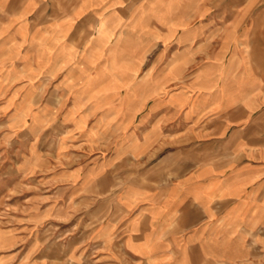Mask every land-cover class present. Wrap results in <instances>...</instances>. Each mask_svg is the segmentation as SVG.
Wrapping results in <instances>:
<instances>
[{
  "label": "rangeland",
  "instance_id": "obj_1",
  "mask_svg": "<svg viewBox=\"0 0 264 264\" xmlns=\"http://www.w3.org/2000/svg\"><path fill=\"white\" fill-rule=\"evenodd\" d=\"M255 2L209 0L221 24L190 47L148 41L136 64L126 50L61 72L46 59L50 31L76 0H0V264H264V0ZM98 70L103 86L146 87L134 122L95 126V113L73 105ZM168 208L186 211L187 225L158 232ZM230 226L245 228L227 234L244 247H212Z\"/></svg>",
  "mask_w": 264,
  "mask_h": 264
},
{
  "label": "crops",
  "instance_id": "obj_2",
  "mask_svg": "<svg viewBox=\"0 0 264 264\" xmlns=\"http://www.w3.org/2000/svg\"><path fill=\"white\" fill-rule=\"evenodd\" d=\"M255 1L248 0V5L254 6L257 3ZM70 11L68 16L58 21L56 28L50 31L51 33L57 32V37L53 38L55 41L50 43L52 48L50 57H46L49 59L50 65L62 66V68L60 67L61 72L65 68L64 66H72L75 63L79 65L110 63L113 56L117 55L122 58L124 54H127L126 50L130 54V60L136 64L146 53L145 45L148 41L150 43L166 42L173 45L185 40L190 47L192 41L200 38L201 28L203 29L202 34L210 33L209 25L221 24L217 20H221L223 16L217 8L215 14L211 16L212 18L209 17V0H197L195 2L193 0H76V4ZM215 20L216 22H214ZM255 20L258 21L257 18ZM205 26L207 31L204 30ZM142 29L145 31L142 32ZM228 31L232 30L229 29ZM130 34L133 37L128 36ZM196 35H198L197 38ZM203 39L205 40V37ZM82 42L87 50L77 59L76 54L83 48ZM174 52L171 53L172 60L176 57ZM177 71L178 68H175L174 71L168 73L174 74ZM71 73L78 74L76 79L81 77L80 66L74 67ZM104 77H101L100 70H98V73L89 82L92 85L87 86L86 84V87H79L75 92H72L73 105L84 104V111L95 113L93 114L94 117L91 116L94 118H92L93 120H96L95 126H110L117 121H122L123 124L134 122L136 117L140 116L141 107L145 108L147 101L151 99L149 94L144 95L147 90L146 87L140 88L135 84L103 86L101 79ZM144 97H146V101H143ZM167 100L166 97L160 98L162 103H166ZM81 117L80 122L83 124L89 116ZM127 117L130 119L126 120ZM199 177L197 174L191 175L185 180H193ZM194 182L198 183V180ZM180 183L179 185H181ZM170 189L175 191H170V193H175L170 198L171 200L182 190V188H177V185ZM183 193L180 192L177 201L174 202L175 205L183 202L185 198ZM186 216L184 210L178 208L169 210L168 208L167 211L161 212L157 222V231L159 232L174 224L173 221L177 222L176 225L186 226L187 222H184ZM153 218L155 219V214ZM236 227H227L223 232L225 236L217 237L216 244H211V246L221 251L223 248L244 247L245 241L227 235L232 231L241 232L245 229H235ZM200 228L194 229L193 235L204 233V230ZM158 245L151 247V250H159ZM208 245L210 244L201 241L198 246L199 248H208ZM236 251L235 260H242L245 255L243 250L236 249ZM231 252L232 249L229 253ZM210 253L215 254L217 251ZM221 255L223 254L221 253ZM140 256L141 259L144 257L143 255Z\"/></svg>",
  "mask_w": 264,
  "mask_h": 264
},
{
  "label": "bare ground",
  "instance_id": "obj_3",
  "mask_svg": "<svg viewBox=\"0 0 264 264\" xmlns=\"http://www.w3.org/2000/svg\"><path fill=\"white\" fill-rule=\"evenodd\" d=\"M248 47V46H247ZM232 71V70H231ZM233 73V72H232Z\"/></svg>",
  "mask_w": 264,
  "mask_h": 264
}]
</instances>
